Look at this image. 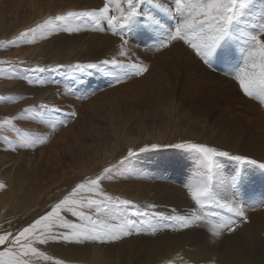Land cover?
Listing matches in <instances>:
<instances>
[{
	"label": "rangeland",
	"instance_id": "rangeland-1",
	"mask_svg": "<svg viewBox=\"0 0 264 264\" xmlns=\"http://www.w3.org/2000/svg\"><path fill=\"white\" fill-rule=\"evenodd\" d=\"M32 1L0 0V9L3 10L0 38H10L7 39L9 41L54 13L102 5V0H62L65 7L56 12H47V17L42 18L32 13ZM262 5L264 0H254L245 11L255 12ZM39 32L28 34L30 42L0 47V61L7 64L5 70L17 65L24 68L64 65L56 72L25 74L24 68L14 72H0V96L22 97L0 100V121L5 117L16 116L17 119L12 123L21 133L44 141L35 148L26 149L17 147L20 137L11 128L7 127V131L0 132V135H9L7 137L14 141L8 145L0 140V207L4 208L3 212L0 211L4 218L0 221V229L15 231L25 226L38 215L44 214L51 204L67 194L77 182L94 177L106 167L112 169V174L102 182L107 193L121 199H132L142 206L158 204L156 211L168 210L173 206L161 205L154 200H136L133 197L136 190L126 193L124 191H130L132 187L122 188L121 183H134L135 179L136 183L143 184L141 192L150 189L151 192L163 193L158 185L150 188V184L161 182L186 192L184 184L199 170L196 154L186 149L164 147L183 140L209 143L232 154L247 155L264 162V105L239 95L231 78L223 72L218 70L210 73L204 69L191 50L182 43L156 51L153 47L155 40L132 34L129 46L136 56L149 65V71L141 77L109 86L110 77L99 71L84 77L82 83L73 81L71 65L114 56L120 44L117 36L110 32L94 31L73 35L54 34L66 36L64 42L68 44L71 40L85 42V53L79 55L78 59L65 61L63 44H58L53 47V57L60 58L58 61H62L59 63L46 64L42 60L35 62L38 65L14 63V60L20 61L19 58L33 63L28 59L52 54L47 44L51 39L45 38V33V36L42 33L39 35ZM39 39L44 41L42 45H37L41 42ZM22 47L28 49L21 51ZM25 53L26 57L22 58ZM165 74H169L170 79H166ZM25 75L45 81L56 80L58 83L29 84ZM20 80L25 85L10 87ZM175 87L176 105L172 98ZM67 90L75 94L69 96ZM93 91L94 94H90ZM41 103L50 108L56 106L60 111H44L37 118L28 114L21 115L22 110ZM73 111L76 113L74 117L71 115ZM61 121H66V124L61 125ZM53 124L56 126L53 127ZM11 131L16 135L9 133ZM127 143H133L135 147H129L125 154L116 157L122 147H128ZM152 143L162 146L140 151ZM129 149L136 155L128 157ZM218 162L222 169L221 175L226 181L233 176L243 177L239 196L245 203V210L250 207V210L245 211L247 221L241 223L234 232H224L219 237L214 238L208 232L209 236L203 228L191 231L189 236L200 241L212 238L216 246L220 244L216 253L228 258L227 264H264V230L254 237L245 231L244 224L250 222L255 226L263 225L255 213L264 210V206H260L261 201H264V170L227 158H218ZM58 169L66 173L55 177L54 185L53 178ZM184 195L187 196L186 193ZM160 199H163V195ZM34 212L39 214L33 215ZM31 214L32 218L27 220ZM136 219L138 223H143L142 218ZM157 220L149 218L153 225ZM168 232L173 231L163 230L152 234L151 229L145 226L140 234L134 232L112 243L50 244L48 254L64 260L65 264H151L164 252L163 248L182 247L179 243L189 231ZM250 239H255L256 243ZM246 240L251 245H242ZM173 250L170 252L172 259L169 260L172 264H206L176 261L179 254ZM54 252L60 253L57 255ZM41 261L51 264L43 259ZM169 261L158 264H168Z\"/></svg>",
	"mask_w": 264,
	"mask_h": 264
},
{
	"label": "snow or ice",
	"instance_id": "snow-or-ice-1",
	"mask_svg": "<svg viewBox=\"0 0 264 264\" xmlns=\"http://www.w3.org/2000/svg\"><path fill=\"white\" fill-rule=\"evenodd\" d=\"M253 2L102 0V5L54 13L34 27L20 32L6 44L0 42V47L30 42L28 34L37 31L46 33L48 37L59 33L73 35L85 31L110 32L120 39L117 53L104 60L71 65V78L82 83L84 77L99 71L110 77L109 86H113L141 77L149 71V65L136 56L129 46L132 34L155 40L153 47L156 51L182 43L191 50L204 69L210 73L218 70L223 72L231 78L239 95L264 105V5L255 12H246ZM63 67L60 64L25 67L23 72H56ZM3 71L14 72L16 67L0 69V72ZM24 78L29 84L35 85L58 83L56 80L33 79L30 75ZM66 94L71 96L75 93L67 90ZM90 94H94V91ZM18 98L22 97L0 96V100ZM44 111L59 112L60 109L41 103L22 110L21 115L28 114L37 118ZM71 115L74 117L76 113L73 111ZM15 119L16 116L5 117L0 121V129L9 127L19 134L17 147L32 149L44 143L39 137L21 133L12 123ZM60 124L64 125L66 121ZM0 140L8 145L14 143L7 136H0ZM161 146L152 143L140 151ZM164 147L189 150L196 154L199 161V170L184 184L186 195L190 198L188 209L181 210L176 206L170 210L156 211V204L142 206L132 200L110 195L102 187L103 180L112 174L111 167H106L94 177L76 183L67 194L51 204L44 214L38 215L25 226L15 231L0 229V264H38L41 259L51 264H65L64 260L42 251L41 246L112 243L134 232L140 234L145 226L151 229L152 234L163 230L182 232L203 228L215 238L224 232H234L241 223L247 221L245 203L239 196L243 177L233 176L225 181L218 158L253 165L260 170H264V162L190 139ZM127 155L133 157L136 153L129 149ZM260 206H264V201H261ZM150 217L158 218L155 225L149 222ZM136 218H142L143 223H138ZM168 264H172V261Z\"/></svg>",
	"mask_w": 264,
	"mask_h": 264
},
{
	"label": "bare ground",
	"instance_id": "bare-ground-1",
	"mask_svg": "<svg viewBox=\"0 0 264 264\" xmlns=\"http://www.w3.org/2000/svg\"><path fill=\"white\" fill-rule=\"evenodd\" d=\"M31 1V0H30ZM31 7L33 8L32 10V13L34 15H37L39 17L42 16H46L45 13L47 12H56V11H59L61 8L65 7L63 6V2L62 0H44L43 2L40 1L38 2L37 0H34L32 1L31 3ZM2 8L0 9V20L2 19ZM49 13V14H50ZM47 17V16H46ZM41 18V19H42ZM40 19V18H39ZM1 31V29H0ZM41 34V32H39V35ZM46 34V33H45ZM45 34L42 33V35L45 36ZM61 34V33H60ZM19 35V34H18ZM16 35V37L18 36ZM41 35V36H42ZM58 35V34H57ZM65 37L66 36H63V35H60V36H51V37H48L47 34L45 36V38H50L51 40H49V42L47 43L49 45L48 47V51L51 49V55L50 56H39V57H36V58H29L28 60L30 61H33V63H28L26 62L24 59H20V61L18 60H14L13 62L14 63H17V64H25V65H38L37 63H35L36 61L38 60H42L43 62H45L46 64L47 63H59L61 61H58L59 59H56L54 56L55 54V50L53 47H55L56 45L58 44H63V50L62 52L64 53V59L66 58L65 61L67 60H74V59H78L79 55L85 53V50H86V45H85V42H82V43H79V42H76L74 40H71V42L69 41V44L68 42L65 43L64 40H65ZM69 37V36H68ZM40 38V37H38ZM54 38V39H52ZM119 38V37H118ZM141 38V37H139ZM7 39H10V38H0V42L2 40H4V42L6 43ZM39 42L37 45H42L44 43V41L40 40L39 39ZM38 42V41H37ZM56 42V43H55ZM135 46V45H134ZM12 48V47H10ZM24 49H28V47H22L21 51H24ZM88 49V48H87ZM5 51H7V49H5ZM75 52H77V54H74ZM47 54V53H46ZM26 57V53L24 56H22V58H25ZM56 60V61H55ZM41 61V62H42ZM64 61V62H65ZM7 64L5 63H0V69H5ZM40 66V65H39ZM16 69L18 68H24L19 65L15 66ZM35 67V66H34ZM165 78L166 79H170L169 77V74H165ZM18 85L19 87L20 86H23L25 84H23V80H20L18 81L17 83L15 84H12L10 87H14L15 85ZM50 85V84H49ZM45 90V89H44ZM175 90H176V87L173 89V99H174V93H175ZM177 91V90H176ZM200 91V90H199ZM177 93V92H176ZM177 95V94H176ZM177 100V99H176ZM175 101V99H174ZM178 102L175 101V105L177 104ZM206 110V109H205ZM7 131V127L5 128H2L0 129V132H4V131ZM162 132V131H161ZM167 132V131H166ZM166 132H163V133H166ZM11 133L12 135H16L15 132L11 131L9 132ZM160 133V132H158ZM181 134V133H180ZM0 136H4L3 134H1ZM6 136H9V135H6ZM194 138V137H193ZM197 139V138H196ZM144 141V140H143ZM147 141V140H146ZM140 142V141H139ZM128 144V147L124 146L121 148V152L117 153L115 156L117 157L118 155L120 154H125L127 149L129 147H135V145H130L129 143ZM119 157V156H118ZM162 161V160H161ZM118 162V161H117ZM122 163V162H121ZM223 168V167H222ZM224 169V168H223ZM52 170V168H51ZM60 170V172H59ZM198 170V169H197ZM225 170V169H224ZM66 173L65 170L63 169H58L56 172H55V175H54V178H53V184L56 185V179L55 177H58L59 175H62L64 176ZM224 174V173H223ZM51 176L52 175V172H51ZM164 177V175H163ZM192 178V177H191ZM226 179V178H225ZM226 181V180H225ZM123 182V181H122ZM133 182V181H131ZM157 182V181H155ZM78 183V182H77ZM121 183V182H120ZM161 183V182H160ZM160 183H155V184H150V188L154 187L155 185H158L164 192L163 193H158L157 191H154V192H151V190H147V191H142L141 192V188L143 187V184H138L135 182V179H134V183H121V187L122 188H127V187H132V189L130 191L128 190H125L124 192L126 193H133L134 190L135 191V194L133 195V197H136V200L137 199H141V201H143L144 199L146 200H154L155 202L161 204V205H169V206H173V207H176V206H179V209L181 210H185L187 208H189V197L185 196L184 193H186L184 191H182L181 188L179 187H175V186H172V185H163V184H160ZM165 184V183H164ZM57 188V186H55ZM185 190V189H183ZM163 195V199H160V196ZM132 196V195H131ZM158 198V199H157ZM130 200V199H129ZM132 200V199H131ZM140 201V200H139ZM261 201V200H260ZM153 202V201H152ZM151 202V203H152ZM153 204V203H152ZM148 205V204H147ZM158 205V204H157ZM172 208V207H171ZM171 208H169L168 210H170ZM250 208V207H249ZM248 208V209H249ZM248 209H246L245 211H248ZM250 210V209H249ZM0 211L3 212L4 211V208L0 207ZM6 214V213H5ZM39 213L38 212H34L33 215H38ZM3 215V214H2ZM256 217L260 219V221H262V224L263 225H257L255 226L253 223H250V222H247V223H244L245 224V231L246 232H249L251 235H254V237L256 236H259L261 232H263L264 230V210H262V212H256L255 213ZM6 215H4L5 217ZM32 218V214L31 216H27V220ZM1 220H4L3 216L1 217V213H0V221ZM257 220V219H256ZM259 221V220H257ZM2 222V221H1ZM0 222V223H1ZM4 223V222H3ZM204 230V229H203ZM169 231V230H168ZM206 231V230H205ZM174 232V231H173ZM173 232H168V233H173ZM207 232V231H206ZM176 233V232H175ZM191 233V231L188 232V235L185 236V238L179 243L180 246L182 247H167V248H163L164 252L160 254V256L156 257L155 260L151 263V264H158L159 262H162V261H169L170 259H172L171 257V254L170 252L173 250L174 252H177L179 255L176 259V261H184V262H202V263H215V262H218V264H227L228 261L226 259L225 256H222L220 254H217L216 253V248H218L220 246L217 245L214 243L216 241H211L212 238L210 239H205L203 241H200V240H196V239H192L189 234ZM208 234V232H207ZM209 235V234H208ZM256 235V236H255ZM210 236V235H209ZM242 240V239H241ZM239 240V241H241ZM252 242L256 243L255 239H250ZM242 245H251V242L249 240H246L242 243ZM49 245L47 246H41V250L46 252V253H49ZM183 249V250H182ZM69 252H72L69 251ZM58 253L60 252H54V254H57L59 255ZM138 262V261H136ZM38 264H47L46 262H42L41 260L38 261ZM199 264V263H198Z\"/></svg>",
	"mask_w": 264,
	"mask_h": 264
}]
</instances>
